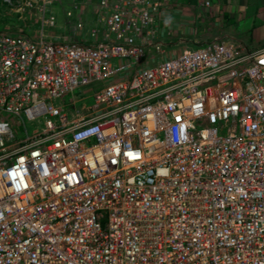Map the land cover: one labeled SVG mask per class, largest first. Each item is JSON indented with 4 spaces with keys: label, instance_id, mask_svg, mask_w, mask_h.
<instances>
[{
    "label": "built area",
    "instance_id": "1",
    "mask_svg": "<svg viewBox=\"0 0 264 264\" xmlns=\"http://www.w3.org/2000/svg\"><path fill=\"white\" fill-rule=\"evenodd\" d=\"M159 5L92 3L89 44L0 32V264H264V49L144 67Z\"/></svg>",
    "mask_w": 264,
    "mask_h": 264
},
{
    "label": "crops",
    "instance_id": "2",
    "mask_svg": "<svg viewBox=\"0 0 264 264\" xmlns=\"http://www.w3.org/2000/svg\"><path fill=\"white\" fill-rule=\"evenodd\" d=\"M94 1L75 0L77 6L75 9L67 0L64 8L69 9L68 11L72 8L75 12L70 24L71 30L64 31L62 28L53 39L51 37L45 39L43 37V39L81 44L91 43L90 31L98 25L96 21L98 12L94 11L91 6ZM248 7L252 8L251 12L254 17L249 21H239L238 27L230 28L231 21L227 14L233 9L241 11ZM70 17L72 18V15ZM153 18L150 34L153 43L149 48H144V67L176 56L184 49L200 47L224 38L238 41L252 52L264 49V0H160V5L153 13ZM68 20L67 22L70 23ZM77 23L83 25L82 29L76 27ZM25 30L24 36L38 40L35 33L31 32L33 36L28 34L30 29L25 27ZM137 42L140 46L144 45L142 39H137ZM246 43L251 46H247ZM156 46L159 48L158 52L155 51ZM174 49L180 50L174 53Z\"/></svg>",
    "mask_w": 264,
    "mask_h": 264
},
{
    "label": "rangeland",
    "instance_id": "3",
    "mask_svg": "<svg viewBox=\"0 0 264 264\" xmlns=\"http://www.w3.org/2000/svg\"><path fill=\"white\" fill-rule=\"evenodd\" d=\"M66 1L67 0H51L50 3H46V5L42 8V11L40 9L31 11L25 10L23 16H21L14 11V8L8 7L7 5L2 3V0H0V32L7 31L17 35H24V30L26 27L27 29H30V32H28V34L31 36H33L32 33H35L36 37L38 38L44 37L45 39L51 37L53 39L54 37H56L55 35L59 31V29L63 28L64 31L71 30L70 24L72 23L71 20L74 19L75 12L72 10V8L70 9V11H68L69 9H66V7L64 8V6L66 5ZM68 1H70L72 5L75 6V0ZM95 1L93 3H96ZM232 7L234 6L232 5ZM251 10L252 8L248 7L241 11L233 9L231 13H228L227 15L229 16V20L231 21L230 28L233 29V27H238L239 21H249V19H252V17L254 16ZM70 13H72V18L68 16V14ZM239 16L240 18H238ZM66 17L69 18V20ZM50 18H53V24L49 23ZM67 20L70 23H68ZM59 25H61V27H59ZM246 45L249 47L251 46V44L248 43H246ZM179 50L174 49V53H177ZM100 87L101 83H93L92 85H89L87 87L76 89L72 93V95H70V98L74 97L77 103L70 104V110L74 112L75 109L80 110L82 104H86L87 106L90 105L92 103L93 93ZM68 98L65 99V102L68 101ZM27 128L28 133L30 134L35 130V128H39V123H34Z\"/></svg>",
    "mask_w": 264,
    "mask_h": 264
}]
</instances>
